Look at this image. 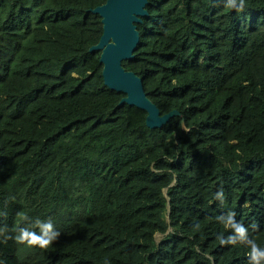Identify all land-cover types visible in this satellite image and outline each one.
<instances>
[{
	"label": "trees",
	"instance_id": "1",
	"mask_svg": "<svg viewBox=\"0 0 264 264\" xmlns=\"http://www.w3.org/2000/svg\"><path fill=\"white\" fill-rule=\"evenodd\" d=\"M106 1L0 0V227L61 233L0 243V264H248L217 217L264 248V0H147L122 67L171 115L158 129L90 51Z\"/></svg>",
	"mask_w": 264,
	"mask_h": 264
},
{
	"label": "water",
	"instance_id": "2",
	"mask_svg": "<svg viewBox=\"0 0 264 264\" xmlns=\"http://www.w3.org/2000/svg\"><path fill=\"white\" fill-rule=\"evenodd\" d=\"M147 0H107L92 13L102 19L103 33L99 43L90 51L101 52L103 82L109 89L123 93L122 103L147 113L146 126L161 128L171 115L160 117L159 111L146 96L141 79L125 71L122 63L133 58L139 37L136 25L147 17Z\"/></svg>",
	"mask_w": 264,
	"mask_h": 264
},
{
	"label": "clouds",
	"instance_id": "3",
	"mask_svg": "<svg viewBox=\"0 0 264 264\" xmlns=\"http://www.w3.org/2000/svg\"><path fill=\"white\" fill-rule=\"evenodd\" d=\"M226 6L230 9L243 11L246 7V0H226ZM222 191L216 193L217 200H223ZM3 213H0L2 216ZM23 226L14 229L15 235H10L6 227H0V243H6L8 240H14L17 244L27 245L30 247H39L41 249L48 248L56 242L61 233L56 229L51 218L41 220L40 218H32L25 212L17 214ZM217 220L223 224L224 228L230 230V234L226 237L221 234L217 240L221 246L246 244L249 248L248 264H264V248L257 244L255 239L249 238V230L245 225L237 221L234 212H228L226 215L217 217ZM199 225H197V228ZM105 264L110 261L105 260Z\"/></svg>",
	"mask_w": 264,
	"mask_h": 264
},
{
	"label": "rangeland",
	"instance_id": "4",
	"mask_svg": "<svg viewBox=\"0 0 264 264\" xmlns=\"http://www.w3.org/2000/svg\"><path fill=\"white\" fill-rule=\"evenodd\" d=\"M159 237H160V235H156V239H158ZM30 254H31V251L28 247L19 248L17 251V257L20 260H25L26 258L29 257Z\"/></svg>",
	"mask_w": 264,
	"mask_h": 264
}]
</instances>
